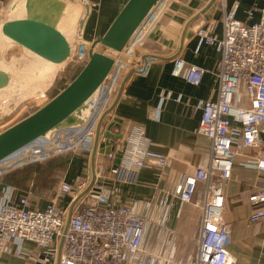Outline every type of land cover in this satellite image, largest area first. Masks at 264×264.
<instances>
[{
    "label": "built area",
    "instance_id": "built-area-1",
    "mask_svg": "<svg viewBox=\"0 0 264 264\" xmlns=\"http://www.w3.org/2000/svg\"><path fill=\"white\" fill-rule=\"evenodd\" d=\"M170 1L158 0L155 4L165 7ZM219 1L223 7L222 36H216L218 20L212 17L194 32L200 44L210 46L220 56L216 72L211 73L218 85L217 96L214 100L204 99L197 103L201 111L197 133L210 142L209 161L206 167L197 168L188 176H179L173 191L163 192L159 201L165 211L174 202L192 204L200 210L194 252L177 257L166 252L169 238L164 237L162 241L159 238L163 220L157 224L159 247L150 251L145 243L146 216L137 213L134 206L112 203L104 187L103 181L108 178L117 183L135 184L138 173L145 166L159 169L164 176L172 163L167 155L145 146L146 137L141 126H135L131 136L121 141H107L103 137L107 125L112 122L109 119L112 103L129 73L119 62L125 51L131 54L135 47L136 41L131 39L100 86L99 93L87 104L82 124L58 128L8 157L18 164L81 150L90 159L99 120L107 112L97 137L98 147L108 142L109 151L103 155L114 162L120 154L119 164L100 167L93 181L88 177L80 178L74 186L60 182L56 198L67 197L66 207L51 202L43 210L34 209L28 205L27 198L15 201L13 188L2 189L0 253H14L27 260L30 255L23 252L22 247L30 242L34 244L35 264H235L228 250L231 243L229 225L223 217L224 188L236 164L264 173V15L252 24H245L236 18L237 2L227 9L223 0ZM136 38L143 39L138 35ZM88 47L87 51L70 57L71 67H84L93 49ZM133 57L132 65L137 61ZM205 73V69L195 65L186 66L181 57L173 59L171 75L188 84L198 85ZM171 97L172 92L161 91L160 103ZM97 150L94 163H91L93 168L100 155ZM89 198L91 202L87 203ZM247 200L253 208L248 224L264 223V184Z\"/></svg>",
    "mask_w": 264,
    "mask_h": 264
},
{
    "label": "crops",
    "instance_id": "crops-1",
    "mask_svg": "<svg viewBox=\"0 0 264 264\" xmlns=\"http://www.w3.org/2000/svg\"><path fill=\"white\" fill-rule=\"evenodd\" d=\"M15 1L0 0L2 5L0 29L2 24L10 19V7ZM62 1L69 6L80 8L78 19L74 21L75 27L69 30L67 19L62 21L63 34H68L72 46L67 58L70 60L71 55L80 52L75 50L77 46L82 49L81 47L97 44L128 0ZM212 1L171 0L165 7L156 5L153 8L136 34L143 38L138 45L141 51L137 59L145 55L152 57L141 61L136 68H133L134 65L130 67V72L119 86L110 111L109 119L112 122L118 121L119 123L115 124L120 127V129L112 127L110 131L112 134L130 137L133 128L141 126L146 137L145 146L153 152L167 155L172 163L164 176L159 169L151 166L141 168L137 182L131 185L117 183L108 178L103 181L105 190L115 205L134 206L137 213L146 216L148 226L145 243L150 251L157 250L160 239L162 241L164 237H168L166 252L174 253L175 257L194 252L201 220L200 210L192 204L180 205L174 202L165 211L159 201L163 192L173 191L179 176H188L197 168L206 167L209 161L210 142L197 133L201 120V111L197 109V103L204 99L214 100L217 96L218 85L211 73L216 72L220 56L210 46L200 44L194 32L204 21L212 17L218 20L216 36H222L220 23L222 3L219 0ZM223 2L227 9L237 2L239 8L236 18L245 24H252L264 15V0ZM15 54L23 61H28L27 65L32 66L35 71H40L41 67L49 70L48 66L44 65L46 61L4 37L0 30V71L9 76V83L0 90V117L10 113V108H13V99H7L10 96L7 88L12 80L10 74L12 72L8 67L12 58L15 59ZM176 57H181L186 66L195 65L206 70L198 85L188 84L183 79L171 75L173 59ZM49 67L52 69L54 65L49 64ZM41 70L45 72V69ZM79 71L80 69L73 66L70 70L61 72L62 74L57 72L54 75L50 71L35 83L36 86L30 87L38 86L35 88L38 90L45 86L51 87L56 94L48 100L50 101L78 75ZM161 91L172 92L171 99L160 103ZM96 162L93 168L91 158L89 159L81 150L67 151L18 164L13 163L10 158L0 162V194L2 189L11 187L15 190L14 200L27 198L31 208L43 210L51 202L66 207L69 200L67 197L59 200L56 198L59 183L63 181L74 186L80 178L88 177L91 180L95 171L99 172L100 167L114 164L106 160L103 154L97 156ZM263 184L264 173L236 164L232 177L224 188L223 217L229 225L231 243L228 250L235 264H264V223L248 224V217L253 208L247 200L248 196L257 192ZM90 202L89 198L87 203ZM161 220L163 222L160 225L158 239L157 224ZM168 232H171V235ZM22 250L30 255L27 260L14 253L11 255L0 253V264H35L32 258L34 244L30 242L23 244Z\"/></svg>",
    "mask_w": 264,
    "mask_h": 264
},
{
    "label": "water",
    "instance_id": "water-1",
    "mask_svg": "<svg viewBox=\"0 0 264 264\" xmlns=\"http://www.w3.org/2000/svg\"><path fill=\"white\" fill-rule=\"evenodd\" d=\"M157 1L128 0L124 4L91 50L88 62L78 75L39 110L0 132V162L58 128L73 127L83 123L87 104L99 93L100 86L105 82L122 50L152 12ZM66 7L68 4L62 0H16L10 7V13H13L15 18L2 24L1 33L49 64H61L69 57L72 48L70 41L58 27L59 20L62 22L66 15H64ZM75 26L76 23L73 27ZM150 57L152 56L145 55L137 59L133 68ZM8 83L9 76L0 71V90ZM106 114L100 118L96 129L91 163H94L98 147L97 137ZM115 122L119 123L114 120L107 125L106 133L103 135L107 141L110 139L121 141L123 138L120 134L110 133L114 126L120 129ZM97 151L107 155L108 142L101 143ZM120 159L121 155L117 154L114 165H118Z\"/></svg>",
    "mask_w": 264,
    "mask_h": 264
},
{
    "label": "rangeland",
    "instance_id": "rangeland-1",
    "mask_svg": "<svg viewBox=\"0 0 264 264\" xmlns=\"http://www.w3.org/2000/svg\"><path fill=\"white\" fill-rule=\"evenodd\" d=\"M140 27L132 37V42L136 41L135 43L136 45L131 50V54L129 53L126 54L127 51H125L122 54L123 56L119 62L120 64L122 63V67L125 68V72L126 70L130 72L129 69L132 66V61H133L131 57L134 56L133 58H137L140 55L141 47L138 45L140 44V42L143 41V39L140 40L139 38H136L137 37L136 34L140 30ZM94 47L95 45L92 46V48ZM81 48L82 49H80L77 46L75 50L83 52V51H87L89 47L85 46ZM126 50H128V48ZM14 57L15 59L12 58L11 65L8 67L12 72L10 73L12 80H11V84L7 88L10 93V96L7 99L12 98L13 99L12 101L14 103H13V108L12 107L10 108L11 112L6 114L5 116L0 117L1 118L0 132L6 130L9 126L19 122L21 118L28 115L30 112L34 111L37 108H40V105L48 101L52 96L56 94V91H53L51 87L48 88L47 86L39 88V90L35 89L38 87V86L35 87L36 86L35 83L39 79H41V77H45V75L48 74L47 72L50 71L55 75L57 72L62 74L61 72H63L64 70H70L71 68V64L69 62L71 60H68L64 64L55 65L54 67H51L52 69H50L49 64L44 63L45 66H48L49 70L46 68L39 67L40 71L38 69H37L38 71H35L31 68L32 66L30 67V65L29 66L27 65L28 61L25 60L23 61V59L19 58L18 54L17 55L15 54ZM41 69H45V72L42 71ZM32 85L35 86L31 88L30 86Z\"/></svg>",
    "mask_w": 264,
    "mask_h": 264
},
{
    "label": "bare ground",
    "instance_id": "bare-ground-1",
    "mask_svg": "<svg viewBox=\"0 0 264 264\" xmlns=\"http://www.w3.org/2000/svg\"><path fill=\"white\" fill-rule=\"evenodd\" d=\"M65 13H64V20L65 19H67V21H66V23H67V28H69V30H70V28H73V25H74V21L77 19V17H78V15H79V12H80V8L79 7H73V6H69L68 5V7H66V9H65V11H64ZM9 18L10 19H14L15 18V15L13 14V13H10L9 14ZM63 21V20H62ZM59 25H58V27L62 30V27H63V25H62V22H61V20H59V23H58ZM64 26V27H65ZM1 30V29H0ZM63 32V31H62ZM65 37H66V39L68 40V34L67 35H64ZM6 37V36H5ZM139 37H141V35L139 36ZM7 38V37H6ZM8 39V38H7ZM40 58V57H39ZM41 59V58H40ZM67 60H69V59H66L63 63H65ZM48 63V62H47ZM63 63H61V64H63ZM61 64H56V65H61ZM53 65V64H52ZM55 66V65H54ZM111 73V72H110ZM27 78V77H26ZM72 117H73V115H72Z\"/></svg>",
    "mask_w": 264,
    "mask_h": 264
}]
</instances>
